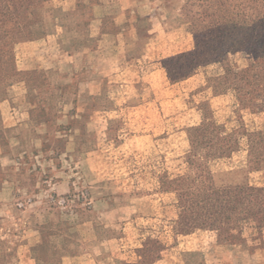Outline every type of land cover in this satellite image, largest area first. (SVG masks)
I'll list each match as a JSON object with an SVG mask.
<instances>
[{
  "label": "rangeland",
  "instance_id": "obj_1",
  "mask_svg": "<svg viewBox=\"0 0 264 264\" xmlns=\"http://www.w3.org/2000/svg\"><path fill=\"white\" fill-rule=\"evenodd\" d=\"M185 2L50 0L40 9V30L0 35V156L9 141L25 144L19 156L24 189L16 191L5 176L2 181L9 194L0 198V227L10 239L19 244L15 229L26 225L32 245L52 231L65 234L64 253L106 239V258L114 254L124 264H264V240L253 222L241 224L244 241L233 244L211 229L180 233L173 223L174 196L159 191L160 179L187 170L188 131L204 115L228 129L241 119L250 130L264 129V106L241 109L229 84L223 93L213 91L226 64L251 63L248 53H227L219 62L210 49L186 74L182 55L194 48L196 27L206 41L216 32L209 17L192 20L206 2L192 0L187 8ZM133 3L161 33L147 50L141 41L127 51L134 16L125 7ZM170 5L179 18L163 11ZM74 34L81 39L77 51ZM10 39L14 59L7 65L3 45ZM105 47L119 52L113 66L99 64ZM1 162L9 163L4 157ZM209 165L218 186H264V163L255 168L247 137ZM12 192L17 197L8 198ZM142 247L145 257L137 251Z\"/></svg>",
  "mask_w": 264,
  "mask_h": 264
},
{
  "label": "trees",
  "instance_id": "obj_2",
  "mask_svg": "<svg viewBox=\"0 0 264 264\" xmlns=\"http://www.w3.org/2000/svg\"><path fill=\"white\" fill-rule=\"evenodd\" d=\"M48 1L0 0V35H29L31 29L34 32L40 30L39 12ZM196 1L202 5L206 2V10L194 12L192 20L197 24L202 17H209L211 21L208 27L216 32V38L204 40L201 30L196 27L195 46L182 55L188 59L185 62L186 74L195 71L192 66L199 64V59L208 50H215L219 62L225 60L227 53L244 51L249 54L251 63L241 68L226 64L225 74L217 78L220 82L215 83V80L213 91L223 93V84H229L241 109L252 112L261 110L264 106V0ZM192 5V0H186V8ZM210 41L215 44V49L210 48ZM1 42L3 40L0 38ZM6 42L3 47L9 51L4 63L12 65L15 39ZM188 132L190 149L185 155L187 170L183 174L159 180V191L174 196L177 211L173 223L177 230L190 233L197 229H211L216 231L220 241L233 244L244 241L241 224L251 221L255 224L258 237L264 240V186H218L209 165L212 159L230 155L239 149L241 137H247L252 163L256 169L261 168L264 163V129L250 130L242 119L237 126L228 129L213 117L204 115ZM4 176L0 171V183ZM39 248L44 256L55 253L47 239ZM137 251L145 257L144 247Z\"/></svg>",
  "mask_w": 264,
  "mask_h": 264
},
{
  "label": "crops",
  "instance_id": "obj_3",
  "mask_svg": "<svg viewBox=\"0 0 264 264\" xmlns=\"http://www.w3.org/2000/svg\"><path fill=\"white\" fill-rule=\"evenodd\" d=\"M170 6L171 7H164L163 11H168L172 14V16H174V18H179L177 13L175 14V6ZM125 8L132 18L134 16V20H132L127 27L128 33L125 40L127 42V51H131L132 48H134V46L141 41L144 42V45H147L145 49H149V43L155 38L154 35H161V33L153 32V28H151L152 21L150 16L145 17V19L144 16L140 15V12L135 4L128 5ZM167 22L168 17L164 16L161 24L166 25ZM80 40L81 39L77 36V34L72 35V50L77 51ZM128 47L130 49H128ZM117 51L107 50V48L106 50H102V54L99 58V64L102 66L106 64L108 67L115 65V60L117 55H119V52ZM11 132H14V130L9 129L7 133L8 136L12 134ZM6 146L8 149L0 156V166L5 173L6 183L13 184L17 188L16 191H18L21 190L24 185L23 176L25 171L24 167H22L23 161L20 160L19 156L22 154L21 152H24L22 150L24 149L25 144L17 140L15 144L9 141ZM3 157L7 158L9 163L1 162V158ZM24 193L27 194L26 191H24ZM5 194L9 193L5 192L4 186L0 183V198L3 195L5 196ZM9 197L12 198L17 196L12 192V194L10 193V195H8V198ZM33 201L35 202V200L30 199L31 204H33ZM25 210L26 209L22 211ZM1 216L0 207V220L3 219ZM18 228L19 229H15L13 236L20 242L19 244H17L14 239H10V236H12L11 233H6L3 228L0 227V257H4L3 262H0V264H124V262L118 258V256H114V254L111 256L108 254L106 258V244L108 243V240L106 239L90 240L88 243L86 242L87 247L85 249L73 253L67 250L68 252L64 253V251H66L64 244L67 240L65 239V234H62L60 231H52L48 235L47 240L51 244L55 253L53 255L44 256L39 248V246L44 242V239L37 240L36 243L32 245V243L28 241L27 226L21 225V227Z\"/></svg>",
  "mask_w": 264,
  "mask_h": 264
}]
</instances>
